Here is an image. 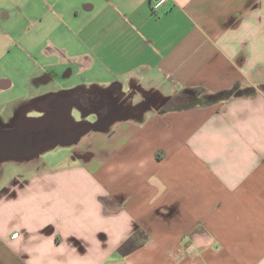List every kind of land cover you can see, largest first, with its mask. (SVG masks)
Listing matches in <instances>:
<instances>
[{
    "label": "crops",
    "instance_id": "0c3cea01",
    "mask_svg": "<svg viewBox=\"0 0 264 264\" xmlns=\"http://www.w3.org/2000/svg\"><path fill=\"white\" fill-rule=\"evenodd\" d=\"M64 91L94 127L0 168V264H264V0H0L1 124Z\"/></svg>",
    "mask_w": 264,
    "mask_h": 264
},
{
    "label": "water",
    "instance_id": "95a60500",
    "mask_svg": "<svg viewBox=\"0 0 264 264\" xmlns=\"http://www.w3.org/2000/svg\"><path fill=\"white\" fill-rule=\"evenodd\" d=\"M75 93L64 91L41 98L37 105L46 111L43 117L31 119L18 112L11 124L2 125L0 122V163L32 160L46 148L76 142L84 132L93 128L88 121L72 120L71 111L77 105ZM95 109L86 110L84 114Z\"/></svg>",
    "mask_w": 264,
    "mask_h": 264
},
{
    "label": "rangeland",
    "instance_id": "374dc122",
    "mask_svg": "<svg viewBox=\"0 0 264 264\" xmlns=\"http://www.w3.org/2000/svg\"><path fill=\"white\" fill-rule=\"evenodd\" d=\"M74 114L77 115V112L75 111ZM77 117H79V115ZM89 118L93 120L91 116H89ZM73 147H74L73 145L72 146L58 145L56 147L54 146V147L46 148V150H42L40 154L35 157L36 159H33V164L37 165L35 163H37L39 159H43L45 157H48L49 155H53V156L56 155L55 157L66 155L71 149H73ZM23 163L24 161L6 160L0 163V168L5 170L3 174H5V177L7 179L8 176L15 173H19L21 171L20 167H22Z\"/></svg>",
    "mask_w": 264,
    "mask_h": 264
},
{
    "label": "trees",
    "instance_id": "16d2710c",
    "mask_svg": "<svg viewBox=\"0 0 264 264\" xmlns=\"http://www.w3.org/2000/svg\"><path fill=\"white\" fill-rule=\"evenodd\" d=\"M179 99V102H185L184 104H177L178 108H187V107H192V106H196L198 104H204V103H208L209 99H201V98H195L192 97L191 95H184L181 97H177ZM176 98V100H177ZM174 100V103L175 101ZM188 100L192 101L191 103H186Z\"/></svg>",
    "mask_w": 264,
    "mask_h": 264
},
{
    "label": "flooded vegetation",
    "instance_id": "af4514ba",
    "mask_svg": "<svg viewBox=\"0 0 264 264\" xmlns=\"http://www.w3.org/2000/svg\"><path fill=\"white\" fill-rule=\"evenodd\" d=\"M115 114V113H114ZM109 116H113V111L111 108H106L102 111L101 113V118H100V121L98 122V124H101L102 121L105 119V118H108ZM30 146V145H29Z\"/></svg>",
    "mask_w": 264,
    "mask_h": 264
}]
</instances>
